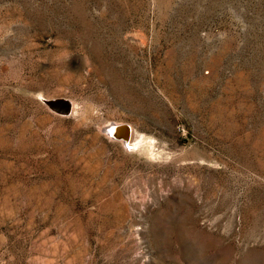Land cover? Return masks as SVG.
<instances>
[{"label": "rangeland", "instance_id": "1", "mask_svg": "<svg viewBox=\"0 0 264 264\" xmlns=\"http://www.w3.org/2000/svg\"><path fill=\"white\" fill-rule=\"evenodd\" d=\"M0 264H264V0H0Z\"/></svg>", "mask_w": 264, "mask_h": 264}, {"label": "bare ground", "instance_id": "2", "mask_svg": "<svg viewBox=\"0 0 264 264\" xmlns=\"http://www.w3.org/2000/svg\"><path fill=\"white\" fill-rule=\"evenodd\" d=\"M67 105L70 108V110H72V103L70 101H68ZM58 107L61 109H65V106L63 104H59ZM60 116H66V115L61 114ZM123 125H125V124L120 123V124H116L112 127H107L105 129L106 130L105 134L107 137H109L113 141L120 142L121 144H123L125 146H127V145L132 146V143L130 142L131 138H129V140H128V130L125 127H123ZM129 127H130V137H131V129L132 128H131V126H129ZM123 139H125L124 141H126V142H124Z\"/></svg>", "mask_w": 264, "mask_h": 264}, {"label": "water", "instance_id": "3", "mask_svg": "<svg viewBox=\"0 0 264 264\" xmlns=\"http://www.w3.org/2000/svg\"><path fill=\"white\" fill-rule=\"evenodd\" d=\"M68 100L65 99H53V100H48L45 102L46 106L53 112H55L58 115H69L71 113L70 108L67 105ZM59 104H63L65 106V109H61L59 108ZM123 127H125L128 130V140L130 138V127L128 125H123ZM125 139H123L124 141ZM126 142V141H124Z\"/></svg>", "mask_w": 264, "mask_h": 264}]
</instances>
